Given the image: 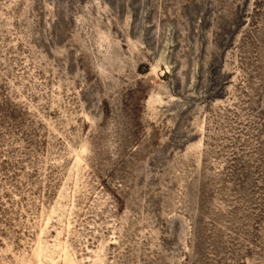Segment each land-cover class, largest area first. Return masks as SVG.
<instances>
[{
	"label": "rangeland",
	"instance_id": "obj_1",
	"mask_svg": "<svg viewBox=\"0 0 264 264\" xmlns=\"http://www.w3.org/2000/svg\"><path fill=\"white\" fill-rule=\"evenodd\" d=\"M0 264H264V0H0Z\"/></svg>",
	"mask_w": 264,
	"mask_h": 264
}]
</instances>
